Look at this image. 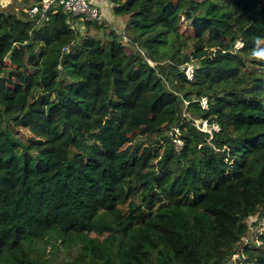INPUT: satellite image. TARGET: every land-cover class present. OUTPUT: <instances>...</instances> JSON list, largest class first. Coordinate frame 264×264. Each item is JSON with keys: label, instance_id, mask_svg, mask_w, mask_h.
<instances>
[{"label": "trees", "instance_id": "16d2710c", "mask_svg": "<svg viewBox=\"0 0 264 264\" xmlns=\"http://www.w3.org/2000/svg\"><path fill=\"white\" fill-rule=\"evenodd\" d=\"M38 2L0 0V264H264V0Z\"/></svg>", "mask_w": 264, "mask_h": 264}, {"label": "built area", "instance_id": "2783aa9c", "mask_svg": "<svg viewBox=\"0 0 264 264\" xmlns=\"http://www.w3.org/2000/svg\"><path fill=\"white\" fill-rule=\"evenodd\" d=\"M58 9H62V12L70 17L69 23L72 25L73 17H77L81 21L94 22L104 20V16L101 10L98 7L94 6L90 0H39L38 4L27 8L26 13L30 18H39V20H42L47 17L51 10L57 11ZM68 47L69 46L65 47L64 50H66ZM187 74L189 76H192V65L188 66ZM203 107H207L205 101L203 102ZM197 124L200 130H202L203 132H207L210 135H212L214 131L219 130V126L217 124H213L210 126L208 121H198ZM176 144L178 147H180L182 143L180 140H176ZM249 241V238H245L240 252L235 253L232 256L233 264H236L240 253H243L244 247L249 244Z\"/></svg>", "mask_w": 264, "mask_h": 264}, {"label": "rangeland", "instance_id": "374dc122", "mask_svg": "<svg viewBox=\"0 0 264 264\" xmlns=\"http://www.w3.org/2000/svg\"><path fill=\"white\" fill-rule=\"evenodd\" d=\"M12 0L9 1V3H11ZM2 4L3 5H8V2H5V1H2ZM16 5H19V1L17 2ZM121 22L119 21H116L115 23H113V25L120 29L121 25H120ZM81 30L79 31V33L81 35H85V34H90V35H101L102 31H97L94 27H91L90 29H88V27H84V26H81ZM184 30H185V35L187 37H194V36H200L202 34V31L200 30V28L196 25V24H193V23H186L184 25ZM236 46L238 47H241L242 44L240 42H238L236 44Z\"/></svg>", "mask_w": 264, "mask_h": 264}, {"label": "crops", "instance_id": "0c3cea01", "mask_svg": "<svg viewBox=\"0 0 264 264\" xmlns=\"http://www.w3.org/2000/svg\"><path fill=\"white\" fill-rule=\"evenodd\" d=\"M2 1L8 2V4H9L10 0H2ZM90 1L94 6L98 7L101 10V12L103 13V16H104V20H107L111 24L118 21L115 18V16L113 15L112 8H111L108 0H90ZM120 29L122 30V28H120Z\"/></svg>", "mask_w": 264, "mask_h": 264}, {"label": "clouds", "instance_id": "9594fccd", "mask_svg": "<svg viewBox=\"0 0 264 264\" xmlns=\"http://www.w3.org/2000/svg\"><path fill=\"white\" fill-rule=\"evenodd\" d=\"M260 41L257 40V45H259ZM254 55L258 58V59H264V50H260V51H255Z\"/></svg>", "mask_w": 264, "mask_h": 264}]
</instances>
